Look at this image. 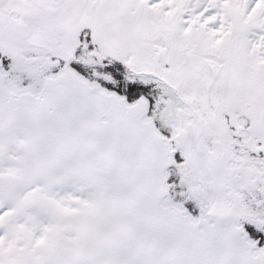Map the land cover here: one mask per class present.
<instances>
[{
  "label": "snow or ice",
  "instance_id": "snow-or-ice-1",
  "mask_svg": "<svg viewBox=\"0 0 264 264\" xmlns=\"http://www.w3.org/2000/svg\"><path fill=\"white\" fill-rule=\"evenodd\" d=\"M0 264H264V0H0Z\"/></svg>",
  "mask_w": 264,
  "mask_h": 264
}]
</instances>
